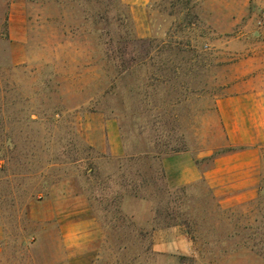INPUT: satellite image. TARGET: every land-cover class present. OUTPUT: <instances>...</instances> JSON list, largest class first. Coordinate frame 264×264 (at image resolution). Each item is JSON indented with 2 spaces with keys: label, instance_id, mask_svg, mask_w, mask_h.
<instances>
[{
  "label": "rangeland",
  "instance_id": "rangeland-1",
  "mask_svg": "<svg viewBox=\"0 0 264 264\" xmlns=\"http://www.w3.org/2000/svg\"><path fill=\"white\" fill-rule=\"evenodd\" d=\"M252 93L264 0H0V264H264V107L218 105ZM246 147L254 197L180 181Z\"/></svg>",
  "mask_w": 264,
  "mask_h": 264
},
{
  "label": "crops",
  "instance_id": "crops-1",
  "mask_svg": "<svg viewBox=\"0 0 264 264\" xmlns=\"http://www.w3.org/2000/svg\"><path fill=\"white\" fill-rule=\"evenodd\" d=\"M21 2H12L11 10L16 11ZM13 22V13L10 16V23ZM13 24L10 26V33L13 39L23 41L26 33L23 29L15 31ZM241 95H228L218 100L220 108L227 113V121L233 124V130L240 131L246 123L262 122L263 115L258 112V107H264L263 102H255L256 94L250 96L252 102H244ZM248 97V96H247ZM262 99V97H261ZM251 107L253 110L242 115L244 108ZM256 108V109H255ZM241 109V110H240ZM241 123V126H240ZM241 135L246 132L240 131ZM182 160L180 169V181L189 183L200 178H205L216 194L222 197V201H244L254 197L259 182L261 164V151L259 147H246L233 150L215 157L209 168L203 170L196 162V158L188 151L179 154Z\"/></svg>",
  "mask_w": 264,
  "mask_h": 264
}]
</instances>
